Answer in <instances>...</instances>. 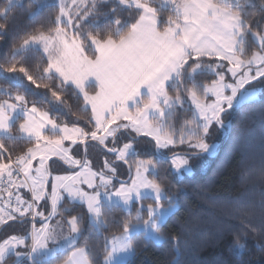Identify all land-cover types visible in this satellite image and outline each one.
<instances>
[{"label": "snow or ice", "instance_id": "snow-or-ice-1", "mask_svg": "<svg viewBox=\"0 0 264 264\" xmlns=\"http://www.w3.org/2000/svg\"><path fill=\"white\" fill-rule=\"evenodd\" d=\"M13 4L30 19L47 7L0 0V75L43 89L48 107L0 89V264H52L61 249L56 264H118L140 234L144 251L178 250L164 181L211 156L209 137L264 86V0H58L9 42ZM230 235L246 247L248 231Z\"/></svg>", "mask_w": 264, "mask_h": 264}, {"label": "trees", "instance_id": "trees-1", "mask_svg": "<svg viewBox=\"0 0 264 264\" xmlns=\"http://www.w3.org/2000/svg\"><path fill=\"white\" fill-rule=\"evenodd\" d=\"M34 2L47 5L35 19L12 5L11 10L16 15L10 26L9 42L13 34L47 16L55 4L54 0ZM7 51L8 43L0 41V56ZM34 61L35 56H32L30 62ZM5 78L0 75V89L11 86L26 92L30 101L36 100L42 107H48L45 97L39 95L43 94V89L29 85L26 79ZM72 103L75 105V101ZM49 110L62 121L65 119L59 112ZM225 123V129L209 139L218 144L216 152L219 153L211 158L203 172L179 179L169 176L164 181L179 196L180 202L178 209L165 221L164 230L180 234V248L173 251L168 243L150 241L144 251L145 238L134 236L139 248L127 264H177V261L179 264H240V261L264 264V99L234 109ZM23 147L22 144L12 146L15 152ZM114 214L119 216L121 210L114 209ZM241 230L249 232V239L242 241L246 247L238 252L230 247L233 243L230 233ZM89 232L95 235L91 227ZM217 238L220 243L214 244ZM62 253L50 258L52 264L63 258Z\"/></svg>", "mask_w": 264, "mask_h": 264}, {"label": "rangeland", "instance_id": "rangeland-1", "mask_svg": "<svg viewBox=\"0 0 264 264\" xmlns=\"http://www.w3.org/2000/svg\"><path fill=\"white\" fill-rule=\"evenodd\" d=\"M54 2L56 4V3H58V0H54ZM249 92H251L252 94L248 97V99L245 101V103H247V102H253V101H256V100H260V99H264V86H261L259 83H256V85L254 87H250L249 88ZM217 132H220V130L214 132L213 135L211 137H209V139H212L215 136V134H217ZM209 143H211V142L209 141ZM212 144H215V146H216L215 149L213 150V153H215L216 150H217L218 144L217 143H212ZM93 159L94 160L97 159V157H95V154H93ZM211 160L212 159L210 157H208L207 155H204L201 158L194 159L191 162V165H190L191 171L190 172H185V173H183L182 175H179V176H175V178L179 179V178H182V177H193L196 174L203 172L205 170V168L208 166V164H209V162ZM57 174L67 175V174H70V173L63 171L62 169L53 170L52 173H51V175H53V176L54 175H57ZM121 178L128 179V175H127V171L126 170H124L121 173ZM50 190H51V184L48 185L47 191H49V193H50ZM130 207H131V210L134 209V204L132 206H130ZM175 211H176V209L173 210V213ZM172 214H169L168 216H166L165 221ZM140 235L143 236V234H140ZM136 236H139V235H136ZM156 244H158V243H156ZM61 252H63L62 249L61 250H58L57 253H56V255L59 254V253H61ZM132 257L133 256L131 254H122L118 258V264H127L132 259Z\"/></svg>", "mask_w": 264, "mask_h": 264}, {"label": "water", "instance_id": "water-1", "mask_svg": "<svg viewBox=\"0 0 264 264\" xmlns=\"http://www.w3.org/2000/svg\"><path fill=\"white\" fill-rule=\"evenodd\" d=\"M228 133H229V127H228ZM218 153H219V151L213 153L211 156H208V155L207 156L210 157V158H215L218 155ZM48 185H47V189H48Z\"/></svg>", "mask_w": 264, "mask_h": 264}]
</instances>
